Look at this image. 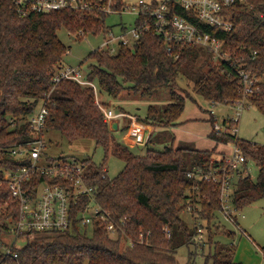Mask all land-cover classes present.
Listing matches in <instances>:
<instances>
[{"label": "trees", "instance_id": "trees-1", "mask_svg": "<svg viewBox=\"0 0 264 264\" xmlns=\"http://www.w3.org/2000/svg\"><path fill=\"white\" fill-rule=\"evenodd\" d=\"M251 1L258 14L243 6L232 8L231 31L200 25L205 31L228 40L227 47L233 54L228 62H215L212 52L202 46L177 45L170 52L158 35L146 33L134 49L120 47L115 54L92 51L87 60L95 62L89 65L84 78L96 84L101 96L112 99L119 98L125 90L149 98L158 87L167 85L172 101L150 105L146 115L138 119L156 127H170L180 124L186 99L191 97L178 91L181 81L192 86L206 102L235 103L244 97L238 72L245 69L258 79L253 93L245 97L264 114V0ZM123 6V0H118L117 7ZM108 15L80 14L72 9L23 14L16 10L13 0H0V179L7 169L22 165L8 147L31 138L29 117L41 102H46L49 108L46 129L60 131L71 142L93 139L97 147L103 148V164L100 168L87 169V178L95 187L103 209L119 224L115 236L101 225L92 226L89 232V225L79 221L85 209L83 199L73 205V223L66 231L19 234L27 236V243L22 247L10 246L1 235L11 234L19 209L11 199L9 186L3 183L0 185V264H180L178 248L194 243L197 228L183 216L188 193L194 186L187 173L195 167L206 170L214 167L217 162L214 151L166 145L163 150L148 148L143 155L134 153L132 147L115 136L116 130L106 120L93 86L72 79H63L56 85L52 81L67 52L58 31L65 28L77 39L83 37L80 30L105 37L113 30L106 22ZM101 102L109 108L105 101ZM124 118L127 123L121 127L123 133L131 123L130 118ZM208 120L213 126L214 120ZM210 137L223 143L235 141L233 136L214 130ZM237 142L247 159L259 169L257 178L250 173H239L233 181L231 201L242 209L264 198V145L242 138ZM110 154L122 159L125 166L116 176L103 177L102 166ZM43 179V176L35 177L30 185ZM199 185L201 194L206 196L199 214L209 222L204 227L215 263L241 264L234 260L233 245L218 247L219 243L214 241L219 231H214L210 222L215 221L222 208L218 186L203 182ZM232 234L230 230L226 233ZM6 249L18 256L6 253ZM261 249L264 253V246Z\"/></svg>", "mask_w": 264, "mask_h": 264}, {"label": "built area", "instance_id": "built-area-1", "mask_svg": "<svg viewBox=\"0 0 264 264\" xmlns=\"http://www.w3.org/2000/svg\"><path fill=\"white\" fill-rule=\"evenodd\" d=\"M16 10L27 14L30 12L48 13L54 10L72 9L80 14L95 13H131L136 20L133 26H122L120 31L112 30L101 45L99 50L108 51L111 54L118 52L120 47L134 49L136 42L146 33H153L160 37L166 44L168 51L177 45L202 46L212 52L215 62H228L232 58V51L226 38L205 31L200 25H210L217 30L231 31L234 27V13L232 8L243 6L258 14L255 3L251 0H164L162 2H149L139 0L137 4L125 5L118 8V0H13ZM260 16H263L261 13ZM82 36L85 31L80 30ZM178 57L179 55L176 54ZM241 89L244 97L234 103L237 111L231 121H223V125L215 124L214 131L231 135L235 138L231 143L233 150L217 159L214 167L206 170L195 167L189 170L187 176L194 181L192 190L188 193L186 212L192 216L193 226L197 228L194 241L203 242L206 227L196 216V199L200 203L203 195L200 192L199 183H212L218 186L222 208L220 213L225 219L240 226L237 208L232 204L233 181L239 173H250L249 161L238 144L237 140L242 109L250 106L246 95L252 94L256 88L257 77L251 75L245 69L239 70ZM63 79H72L81 84L93 86L96 100L105 114L106 120L112 126L114 120L119 117L129 116L125 112L116 113L102 104V99L95 83L86 80L77 67H70L63 61L53 76L56 85ZM219 102H211L215 107ZM214 112V108H211ZM49 108L46 102H42L39 108L30 115L29 121L32 128V136L28 140L18 142L8 147L22 165L19 168L7 169L0 179V185L7 183L11 190V199L19 209V218L10 228V233L19 234L35 232L66 231L72 226L73 205L85 200V209L79 215L82 225H101L115 236L119 229L117 221L103 209L95 195V187L88 182L86 165L79 160H69L65 157H46L43 154L45 143L42 133L45 131ZM136 123L137 117L131 116ZM232 123V127L229 124ZM135 129L140 130L139 127ZM108 175L105 170L103 177ZM43 176L35 185H30L35 177ZM200 195V196H199ZM202 199H201V198ZM206 197V196H205ZM6 253H12L6 249Z\"/></svg>", "mask_w": 264, "mask_h": 264}, {"label": "rangeland", "instance_id": "rangeland-1", "mask_svg": "<svg viewBox=\"0 0 264 264\" xmlns=\"http://www.w3.org/2000/svg\"><path fill=\"white\" fill-rule=\"evenodd\" d=\"M138 1L123 0L125 5H134ZM146 1L162 2L164 0ZM135 20V14L127 12L122 15L111 13L107 16L106 22L115 31H120L122 26H133ZM58 36L67 48L63 62L70 67L79 68L84 77V74L89 70V65L95 62L94 60H87V58L92 51L101 47L105 40L104 35L89 33L81 39H77L65 28H62L58 31ZM180 86L181 89L178 91L184 95L189 93L192 98L186 99L185 109L179 118V126L159 127L161 130L154 131L149 144H139L132 148L133 152L143 155L147 152L148 148L163 150L166 145H173L174 147L186 145L197 149L213 150V158L221 159L233 150V145L231 142L223 143L214 140L210 137V132L214 129L216 123L223 125V121H231V118L236 116L237 111L241 109L236 108L234 103L215 104V107H211V102H206L203 97L194 92L193 87L188 86L186 81H181ZM102 100L105 101L109 109H112L116 113H119L118 109L121 108L122 111L136 115L137 117H144L148 107L152 104L162 105L172 101L170 88L167 85L158 87L154 95L149 98L131 95L125 90L117 99L102 95ZM211 108H214V112L211 111ZM208 119L214 120L213 126ZM126 123L127 120L124 121V125ZM229 125L232 127V123ZM238 128V136L240 138L264 145V114L257 107L250 105L242 109ZM124 135L125 133L121 131L115 133V136L123 143ZM142 136L144 135L138 136L137 140H141ZM43 139L45 143L43 154L46 157L55 158L62 156L69 160L86 161L88 164L86 169H94L104 162V150L102 147H97L93 139L81 138L71 142L65 135L55 129H45ZM124 166L125 162L122 159L110 154L107 163L102 166V169L103 171L106 170L110 177H114L121 172ZM249 169L252 177L257 178L259 170L257 164L253 161L250 162ZM204 199H206L205 195H203ZM195 203L197 205L195 214L199 217V221H202L205 225H209V222L202 218L203 216L200 217L201 214L199 212L203 209L201 202L199 203L198 199H196ZM183 214L189 223H193L192 216L188 212L184 210ZM238 218L239 227L235 223L225 219L218 212L215 221L212 220L210 222L212 229L214 231L218 229L217 231H219L214 237V241L219 243L218 247L225 244L233 245V256L236 262L241 264H264V253L261 249L264 246V198L240 209ZM91 230L92 226H89V232ZM229 230L233 232L230 236L226 235ZM1 238L6 244L10 246L15 245L16 247L24 246L28 240L27 236H16L13 234H4L1 235ZM207 238L208 236L205 234L204 241L201 243L194 241V243L189 245L180 246L177 254L179 263L216 264L212 254L213 251H209L210 243H207ZM203 247L205 251H202Z\"/></svg>", "mask_w": 264, "mask_h": 264}, {"label": "crops", "instance_id": "crops-1", "mask_svg": "<svg viewBox=\"0 0 264 264\" xmlns=\"http://www.w3.org/2000/svg\"><path fill=\"white\" fill-rule=\"evenodd\" d=\"M101 98H102V96H101ZM121 112H123V111H121ZM125 113H127L129 115L128 117L125 116L127 118L131 119V116L137 117L136 115H132L128 112H125ZM115 121L118 123V125H117L118 130H116V132H119V131H121V127L124 126L125 118L119 117L116 120H114L113 122H115ZM136 127H139L140 130L135 129ZM155 130H161V129L159 127L154 126V125L143 123L139 119L136 120V123H134V121L131 120L130 126L128 127V129L124 135V143H126L127 145H129L132 148L139 145V144H141V145L147 144L150 136L154 133ZM141 134L144 136H142L141 140H137V137L140 136ZM200 149H204V148H200Z\"/></svg>", "mask_w": 264, "mask_h": 264}, {"label": "water", "instance_id": "water-1", "mask_svg": "<svg viewBox=\"0 0 264 264\" xmlns=\"http://www.w3.org/2000/svg\"><path fill=\"white\" fill-rule=\"evenodd\" d=\"M117 125H118V123L115 121V122H113L112 123V128L114 129V130H117Z\"/></svg>", "mask_w": 264, "mask_h": 264}]
</instances>
